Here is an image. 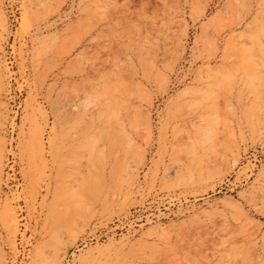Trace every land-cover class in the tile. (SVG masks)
I'll return each instance as SVG.
<instances>
[{
	"label": "rangeland",
	"instance_id": "obj_1",
	"mask_svg": "<svg viewBox=\"0 0 264 264\" xmlns=\"http://www.w3.org/2000/svg\"><path fill=\"white\" fill-rule=\"evenodd\" d=\"M0 264H264V0H0Z\"/></svg>",
	"mask_w": 264,
	"mask_h": 264
}]
</instances>
